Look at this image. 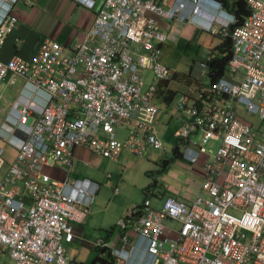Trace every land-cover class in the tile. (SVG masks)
<instances>
[{
	"label": "built area",
	"instance_id": "built-area-1",
	"mask_svg": "<svg viewBox=\"0 0 264 264\" xmlns=\"http://www.w3.org/2000/svg\"><path fill=\"white\" fill-rule=\"evenodd\" d=\"M17 1L0 0V46ZM241 1L249 14L229 31L233 0L232 11L221 0H102L83 41L65 49L45 38L31 59L0 61V81L20 82L0 124V139L15 151L0 172V254L7 250L13 264H88L65 252L64 243L77 241L99 257L109 252L113 264H264V0ZM158 19L232 41L224 75L201 87L202 95L173 100L172 149L200 166L199 191L191 201L159 195V208L145 196L115 221L113 239L89 243L82 223L99 185L58 180L49 170L68 172L77 146L112 161L124 151L165 149L155 127L162 112L152 103L156 83L144 75L157 81L174 72L161 60L158 45L168 35ZM208 58L198 62L199 81ZM210 142L217 148L207 152Z\"/></svg>",
	"mask_w": 264,
	"mask_h": 264
},
{
	"label": "crops",
	"instance_id": "crops-1",
	"mask_svg": "<svg viewBox=\"0 0 264 264\" xmlns=\"http://www.w3.org/2000/svg\"><path fill=\"white\" fill-rule=\"evenodd\" d=\"M100 1L101 0H93V4L82 5L73 0H18L12 9V14L16 17V22L6 34L4 42L0 46V61L7 62L13 55H17L24 60L31 59L37 53L41 42L45 38L61 43L65 49H69L75 43L83 41L88 29L92 25L94 11L98 7ZM158 24L161 30L168 35L167 41H165L160 47L161 60L162 50L172 51L175 47H177L180 40L182 45L185 44V40H189V42L193 41L195 39V35L197 34L196 31L199 30L194 24L188 22L158 19ZM19 89L20 82L16 78L8 76L0 81V124L3 117L7 114L8 108L18 95ZM172 111H174L173 108L166 110L161 113V116H159V113L156 118V121L161 123V125L169 124L173 121V127H171V131L169 132L171 136L172 131L177 126L175 117L171 116ZM157 133L160 134V131ZM1 146L4 147L7 153L8 151L10 152L9 158H7L6 161L1 162L0 171L2 172L12 161L15 151L10 145L0 139V147ZM148 150H146V153H148ZM133 155L134 154L124 151L120 153L115 161H112L99 156L91 150L77 146L73 149L72 166L68 172L62 166L53 167L49 170V172L53 178L58 180H64L65 178H86L91 183L98 184L99 188L95 193L94 202L96 203L98 200V195L101 196L100 201L104 202L109 194L108 190L105 188L106 184L111 182L112 180H110V178L113 177L112 175L109 177L106 176L107 173H105V169L107 166H104L105 160L119 164V161L128 159ZM171 157L172 153L170 157L164 159L169 160ZM173 161L174 162L168 166L166 170L162 168V172H168L171 166L177 162L178 164L184 165L186 168H190L197 174L200 186L201 173L199 165H195L197 167L195 170L187 162L181 159L180 156ZM83 167H85V171L81 172ZM79 174H85L86 176H80ZM155 177L156 179L153 178L152 183L157 184L158 186H153L147 191H145L144 188L143 192L145 196L151 191L157 197L158 201H161L159 195L162 197L168 194L178 199H183L179 190L171 188L168 184H158L160 177ZM119 180L120 178L117 179V182H119ZM115 187L118 189L117 184L114 188ZM114 188L113 194L108 198L105 208L96 207L95 209L93 208V210L91 208L90 214L82 223V238L84 241L92 243L98 237L91 238L90 233H94L96 231L99 232L102 229V226L107 225L112 221L114 224L111 226H114L115 221L125 214L126 206H119L121 209V211H119L116 209L118 203L114 206L112 205L114 204V200L118 197V190L114 192ZM191 199L187 201H191ZM113 208H115L116 211L113 210L114 213L111 215V209ZM173 223L176 222L169 219L164 220V224L166 226H170V228L174 227L172 229L176 230L178 228V223H176L177 226H173ZM63 245L67 255L74 257L78 262H85L83 261L84 259L79 257V250L82 247V244L74 241L71 243H64ZM8 261L12 262L7 250H4V252L0 254V264H6Z\"/></svg>",
	"mask_w": 264,
	"mask_h": 264
},
{
	"label": "rangeland",
	"instance_id": "rangeland-1",
	"mask_svg": "<svg viewBox=\"0 0 264 264\" xmlns=\"http://www.w3.org/2000/svg\"><path fill=\"white\" fill-rule=\"evenodd\" d=\"M196 33L195 39L189 42L187 46L185 44L182 45L180 40L177 47H175L172 51L162 50V62L173 70L191 72L193 76H195L199 71L198 62L204 60V56L208 54L210 49L219 41L217 36H214L205 30H197ZM144 75H146V83H156V80L154 81L150 78L151 73L148 70L144 71ZM229 77L232 78L233 73H230ZM202 82L203 84H206V75L203 77ZM161 110L162 112H160L159 116L162 115L161 113L166 111L163 109ZM155 126L156 129L160 131V134L158 135L162 139L165 149L163 151L151 149L148 150V153H145L144 156L133 155L128 159L119 161V164L105 160L104 166H107L105 173H109L113 176L110 178L112 181L108 182L105 187L109 194L104 202L100 201L101 196L98 195V200L91 206L92 210L96 207L105 208L108 198L113 194V188L116 184L118 186V197L114 200V204L112 205L114 206L118 203L116 206L117 210L121 211L119 206H126L125 209L127 210L133 206L140 205L145 196L143 189L152 184L153 178L156 179L155 176L160 177L158 184H168L171 188L179 190L183 196V199L179 200L187 201L195 197L197 191H199V178L194 171L175 162L168 172H162L161 160L170 157L172 153L173 137L169 134V132L171 131V127H173V121L164 125H161V123L156 121ZM121 132L124 134L126 129H122ZM1 148H3L4 153L0 156V165L2 161H6L7 158H9L10 154L9 151L7 153L3 146H1ZM205 148L207 152L209 150L215 151L217 148V142L207 143ZM192 167L195 170L197 169L196 166ZM84 171L85 167L82 168L81 172ZM79 175L86 176L85 174ZM118 178H120L119 182H117ZM147 195L151 206L155 208H159L161 206V201H158L154 193L150 191ZM113 210H115V208L111 209V215L114 213ZM113 224L114 222L112 221L111 223L102 226L103 230L101 229L99 232L96 231L94 233H90V237H102L106 240L108 238L113 239L118 232L116 229L109 234V237H105L106 229H109ZM173 226H177L176 223H173ZM81 246L82 247L79 250V257L84 259L83 261L88 264H91L93 261L94 264H100V261L96 259L98 256V250L89 247L87 244H82ZM167 247L168 246L165 245V248ZM103 257H106V254ZM6 264H13V262L8 261Z\"/></svg>",
	"mask_w": 264,
	"mask_h": 264
},
{
	"label": "trees",
	"instance_id": "trees-1",
	"mask_svg": "<svg viewBox=\"0 0 264 264\" xmlns=\"http://www.w3.org/2000/svg\"><path fill=\"white\" fill-rule=\"evenodd\" d=\"M221 1L225 4L226 8H229L230 11L234 10L231 3H229V0ZM233 2L238 5V9L234 10L236 21L230 26L229 31H231L236 25H239L242 22L243 18L249 14V11L246 8L244 2H242L241 0H233ZM214 36H217L219 38V41L210 49L207 54L209 58L206 61V84H203L202 81L197 80L191 72L174 70L170 78L156 81L152 103L155 104L159 109H172L174 107L173 100L177 94L182 93L188 96H195L196 93V95H199V89L201 87L211 86L221 76L224 75L227 69V64L232 56V41L229 35L225 37H220L218 35ZM184 43L187 46L189 44V40H185ZM162 44L163 43H160L158 46L161 47ZM202 94L203 93H201L200 95ZM179 154V149L175 146L172 149V157L169 160H162V168L166 170V168L174 162L173 160H175L179 156ZM153 186H157V184H150L145 188V191L149 190ZM163 197L164 196H162V198ZM114 229L115 226H111L109 229H106L105 237L107 238ZM105 254L106 257L97 256L96 259L100 261V264H113L112 256L110 255V253L106 252ZM91 264H94V261Z\"/></svg>",
	"mask_w": 264,
	"mask_h": 264
},
{
	"label": "water",
	"instance_id": "water-1",
	"mask_svg": "<svg viewBox=\"0 0 264 264\" xmlns=\"http://www.w3.org/2000/svg\"><path fill=\"white\" fill-rule=\"evenodd\" d=\"M101 3H102V0L100 1V3H99V5H98V7H97V8H99V7H100ZM30 120H31V118H30V117H28L26 121H27V122H30Z\"/></svg>",
	"mask_w": 264,
	"mask_h": 264
}]
</instances>
